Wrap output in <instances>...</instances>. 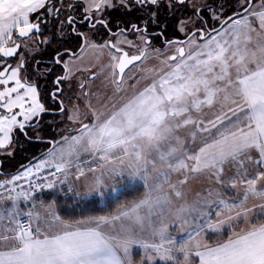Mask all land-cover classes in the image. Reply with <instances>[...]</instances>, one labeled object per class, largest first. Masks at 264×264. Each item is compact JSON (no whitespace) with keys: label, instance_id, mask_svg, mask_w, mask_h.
<instances>
[{"label":"snow or ice","instance_id":"obj_1","mask_svg":"<svg viewBox=\"0 0 264 264\" xmlns=\"http://www.w3.org/2000/svg\"><path fill=\"white\" fill-rule=\"evenodd\" d=\"M154 60L168 61L162 87L191 82L203 104L216 91L201 84L254 86L264 0H0V264H264V153L254 170L221 164L208 176L189 153L168 164L162 196L138 153L125 170L133 138L114 143L83 111Z\"/></svg>","mask_w":264,"mask_h":264},{"label":"rangeland","instance_id":"obj_2","mask_svg":"<svg viewBox=\"0 0 264 264\" xmlns=\"http://www.w3.org/2000/svg\"><path fill=\"white\" fill-rule=\"evenodd\" d=\"M82 67L85 70L79 75L82 77V73H85L83 77H87L90 69L87 60ZM168 71V61L154 60L150 66L139 71L138 78L129 84L138 72L132 69L119 88L109 85L102 90L103 103L94 102V111L83 110L95 117L97 125L103 128V134L114 143L118 144L119 140L129 136L133 138L129 145L133 155L124 158L125 170L129 159L135 162L138 153L140 162L147 163L152 170L149 181L159 186L162 196L168 192V184L164 182L162 174L174 172L168 164L175 165L179 160L186 159L189 153H197L198 150L203 163L210 165L202 169L204 176L218 174L221 164L232 165L234 169L248 167L254 170L251 157L258 152L264 153V114L260 111L264 106V97L258 95L259 90H264V79L247 89L244 85L235 84L231 87L221 83L201 84L200 94H207L209 88L216 91L213 102L208 105L199 102L197 86L191 82L162 87L160 81L166 78ZM239 71L238 67H234L232 76L235 77ZM238 91L250 104L255 105V116L245 115L251 111L249 105H245L241 111L233 103L241 99ZM229 108L234 112L228 111ZM120 154L121 149L117 146L113 155ZM152 160L155 164L151 163ZM127 179L126 173L123 179L108 183L109 186L120 187ZM192 198L189 193V200ZM248 203L251 205L256 201L249 199ZM256 211L259 212V209Z\"/></svg>","mask_w":264,"mask_h":264},{"label":"trees","instance_id":"obj_3","mask_svg":"<svg viewBox=\"0 0 264 264\" xmlns=\"http://www.w3.org/2000/svg\"><path fill=\"white\" fill-rule=\"evenodd\" d=\"M38 150H39V147H32V148H29L28 151H26V152H21L17 156V159L15 161H12V164L8 165V167H12V166L19 167L20 162L26 164L28 162V159H31L32 153H35L36 155H38V153H39ZM134 198H136L135 192L132 193V195L129 197V199H134ZM121 199H123V197H121ZM82 207H83V205H82ZM78 213H79V209H77L76 212L73 214L78 215Z\"/></svg>","mask_w":264,"mask_h":264},{"label":"flooded vegetation","instance_id":"obj_4","mask_svg":"<svg viewBox=\"0 0 264 264\" xmlns=\"http://www.w3.org/2000/svg\"><path fill=\"white\" fill-rule=\"evenodd\" d=\"M97 39H99V37H98ZM91 70H92V69H91ZM82 74H83V76H84V74H85V73H82ZM90 74H91V72H90V71H88V73H87V75H86L87 77H83V76H82V77H83L85 80H87V79H89V77H90ZM43 150H44V149H43V147H42V146H41V147H39V150H38V152H39V153H38V155H39V154H40V152H41V151H43Z\"/></svg>","mask_w":264,"mask_h":264}]
</instances>
